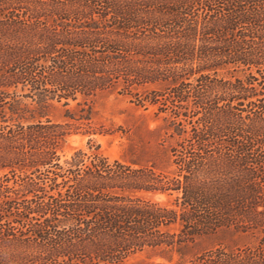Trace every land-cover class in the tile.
Wrapping results in <instances>:
<instances>
[{"label": "trees", "instance_id": "1", "mask_svg": "<svg viewBox=\"0 0 264 264\" xmlns=\"http://www.w3.org/2000/svg\"><path fill=\"white\" fill-rule=\"evenodd\" d=\"M108 90L169 115L171 171L62 162L74 125L24 103ZM228 230L263 237L174 264H264V0H0V264L183 256Z\"/></svg>", "mask_w": 264, "mask_h": 264}, {"label": "rangeland", "instance_id": "2", "mask_svg": "<svg viewBox=\"0 0 264 264\" xmlns=\"http://www.w3.org/2000/svg\"><path fill=\"white\" fill-rule=\"evenodd\" d=\"M222 76H226L224 73ZM155 88V87H151ZM29 105L35 121L70 123L76 129L68 138L61 153L62 162L75 152L83 150L88 155L99 147V152L111 162L122 161L136 166H154L162 171H171V156L168 148L174 143L170 117L159 113L157 107H140L134 98L108 90L93 97L80 96L75 101L24 100ZM30 118V116H29ZM82 120H79L81 119ZM78 120V121H77ZM28 120L25 122H31ZM94 131L88 134V131ZM91 142V143H90ZM91 149V150H90ZM152 200L161 205H171L172 198L156 195ZM263 235L241 233L235 230L222 231L213 236L198 239L189 245L183 256L177 251L162 248H145L131 254L123 264H174L185 262L205 251L224 247L237 251L258 245Z\"/></svg>", "mask_w": 264, "mask_h": 264}]
</instances>
